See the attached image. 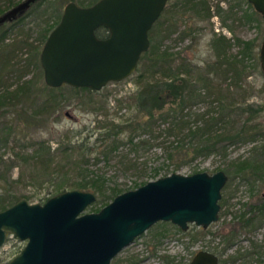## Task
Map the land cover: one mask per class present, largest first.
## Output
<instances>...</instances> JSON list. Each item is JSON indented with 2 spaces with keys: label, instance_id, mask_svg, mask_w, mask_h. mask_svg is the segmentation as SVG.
<instances>
[{
  "label": "trees",
  "instance_id": "obj_1",
  "mask_svg": "<svg viewBox=\"0 0 264 264\" xmlns=\"http://www.w3.org/2000/svg\"><path fill=\"white\" fill-rule=\"evenodd\" d=\"M20 1L7 0L4 4L0 1V14ZM48 1L38 0L17 19L0 24V210L21 198L43 203L51 195L72 189L95 192L96 199L91 208L98 210L125 192L107 168L114 167V171L122 173L134 172L133 175L138 173L136 176L147 174L150 157L145 160H139L137 156L130 158L131 151L154 156L155 149L162 151L161 156L169 162L165 165L167 170L170 165L173 167L164 174L166 176L199 157L227 156L230 144L264 137V131L254 122L260 109L252 103L244 105L245 98L241 99L243 101L236 99L230 90L241 86L240 78L248 69L247 61L251 60L250 65L260 69L254 41L238 39L240 49L235 60H231L227 57L230 39L214 33L211 45L216 60L203 65L197 61L193 63L180 51H170L168 47L150 41L149 49L140 57L138 68L127 77L135 84V89L129 95L125 93L117 98L116 104L110 108L108 97L103 93L106 86L93 91L89 87L77 88L68 84L56 88L46 83L43 86L38 84L39 77L34 71L42 67L40 51L63 13L57 7L53 23H49L47 11L53 5L47 4ZM95 1L85 4L92 5ZM171 7L161 13L164 16L169 14L166 18L170 25L190 12L187 15L189 24L195 16H210L206 0H174ZM31 11L40 17H48L37 31L38 43L31 41L32 28L24 29L23 20ZM13 30H17L20 36L9 42V33ZM98 31L102 37L108 34L104 28ZM152 32L153 29L149 36ZM228 79L226 89H222L218 80ZM120 82L109 83L118 85ZM81 94L88 97V105L92 104L95 95L105 97L92 106L96 117L93 126L90 130L86 126L54 130L63 100L70 101L71 96L78 98ZM124 108L127 111L121 114ZM42 129H48L56 136L45 138L37 133ZM252 151L263 157L264 142L253 145ZM149 168L153 178L164 169L162 166ZM15 170L16 176L13 175ZM199 171L192 167L190 173ZM233 172L247 178H262L264 163L258 165L251 158H238L231 161L229 173ZM146 182L135 181L126 190ZM18 185L33 189L50 187L44 195L30 191L17 194L15 187ZM236 217L240 228L253 229L257 219L264 218V207L251 216L244 212ZM232 231L221 235V240L226 241L225 247L233 243L235 233ZM206 233H210L209 229L199 227L192 236L197 238ZM236 250L229 258H221L220 264H235L238 258H242L240 250ZM165 260L169 262L167 257ZM0 264L4 263L0 261Z\"/></svg>",
  "mask_w": 264,
  "mask_h": 264
},
{
  "label": "water",
  "instance_id": "obj_2",
  "mask_svg": "<svg viewBox=\"0 0 264 264\" xmlns=\"http://www.w3.org/2000/svg\"><path fill=\"white\" fill-rule=\"evenodd\" d=\"M38 0H21L0 14V24L17 19ZM264 17V0H247ZM168 0H97L84 7L69 1L40 51L44 82L99 91L135 72L150 47L149 32ZM103 27L107 36L95 30ZM258 52L264 77V39ZM228 175L220 169L171 172L125 190L98 211L83 213L95 192L72 189L43 203L21 198L0 210V247L8 235L26 241L8 264H111L122 249L159 221L180 230L191 223L207 228L217 221L221 189ZM83 213V214H82ZM185 264H220L218 255L198 250Z\"/></svg>",
  "mask_w": 264,
  "mask_h": 264
},
{
  "label": "rangeland",
  "instance_id": "obj_3",
  "mask_svg": "<svg viewBox=\"0 0 264 264\" xmlns=\"http://www.w3.org/2000/svg\"><path fill=\"white\" fill-rule=\"evenodd\" d=\"M0 1H2V3L7 2V0ZM68 1L69 0H50L46 2L51 6L53 5V7L49 8L47 11L50 19L49 23H53V15L55 16L56 14L55 9L59 7L61 11H63ZM75 1L86 5L85 3L91 0ZM173 1L174 0H169L166 5L169 10L172 8L171 5ZM206 2L207 5H209L210 16H195L191 19L190 24L187 15L191 12L184 15L181 19H176V23H171V25L168 21L169 14L165 16L161 15L159 21L151 28L153 29V32L149 36L151 43L155 45L162 44L163 47H168L170 51H180L182 56L191 59L193 63L197 61L202 65L205 64V62H215L216 60L211 45L214 33L227 36L230 39L231 48L227 52L228 59L235 60L234 56L240 49V46L237 44L238 39L243 41H254L255 45H257L256 52H259L260 43L264 39V17L255 11L251 3L247 0H206ZM46 3L45 5H47ZM40 9H42V7ZM47 18V16L40 17L39 14L32 11L27 13L23 20V24L25 30L29 27L32 28L31 41L33 40L35 43H38L36 37L39 34L37 31L40 29V26L45 24L44 22ZM9 36V42H11L12 38L20 35H18L17 30H13L9 33ZM251 63V60L250 62L247 61L248 69L242 74L241 78L239 77L240 80L242 79L240 81L241 86L238 88L232 87L230 90L234 93L236 99L241 100L245 98L244 105L252 103L254 107L260 109L255 116L254 122L264 131V77L261 70L252 67V65H250ZM34 72L37 73L39 77L38 84L43 86L45 82L42 67L37 70L35 69ZM29 75L30 74L27 76ZM220 81V87L226 89L227 83L230 80H218V82ZM134 89L135 84L131 80L125 78L121 80L118 85L107 84L103 93H106L107 99L109 100L108 104L111 108V106L116 104L117 98L121 95H125V93H130ZM104 99L105 97L100 94L95 95L90 105L87 103L88 97L85 96V94H81V96L78 95V98L71 96L70 101L63 100L64 102L61 109L58 111L59 120L54 124V130L58 132L67 130L69 127L79 129L83 126H86L88 130H90L96 118L95 113L92 111V106L94 107V102H100ZM126 111L127 110L124 108L121 109L120 113L122 114ZM37 133L45 138L56 136L48 129H42ZM263 142L264 137L254 141L251 140L243 141L239 144H230L227 149V156L212 154L208 158L199 157L196 160L188 162L187 165L181 166L176 171L189 174L192 167H196L210 174L222 169L229 176L221 189L219 219L206 228L209 229L210 233L193 238L192 234L199 228L194 223H191L188 229L183 231L171 221H159L143 232V234L139 235L128 247L118 252L117 256L112 259L111 264H129L130 262L131 264H185L198 250L203 249L218 254L219 261L221 258H229L230 255L235 254L237 251L236 249H239L242 258H238L235 264H264V218L261 220L257 219L253 229L245 228L244 230L239 227L236 217L240 213H249L251 205L262 201L264 175L262 178L256 179V177H243L234 172L229 173L231 172V161L238 158H251V161L252 159L257 161L258 165L264 163V156L258 155V152L256 153L255 151L251 152L253 145H261ZM155 150H157L155 156L150 155V153L143 155V153L137 151H131L129 153L130 158L137 156L139 160H145L150 157L147 163V174L145 175L136 176L138 173L133 175L134 172L133 174H131V172L122 173L114 171V167L107 168L109 174L114 175L113 180H116L119 188L126 190L130 188L135 181L143 182L146 180H155L157 177L164 176L166 172H169L170 169L173 168L172 165H170V168L168 167L167 170L165 165L169 162L164 156H161L162 151L158 149ZM159 166H162L164 169L158 173L156 178H153L150 175L152 171L149 167L156 168ZM13 175H17L16 170ZM112 184L113 183L110 185ZM49 187V185H46L33 189L30 186L24 187L18 185L15 187V190L17 194L23 192L28 193L30 191L32 193L44 195ZM92 206L93 204L89 205L83 213L99 210H92ZM96 206L99 208L100 204L98 203ZM231 230L235 233L233 243L225 247L226 241L223 242L221 240V235ZM6 239L5 244L0 247V261L4 264L10 262L11 258L19 253L21 248L26 244V241H20L11 234L8 235ZM165 257L169 259V262L165 260ZM225 264L230 263L226 262Z\"/></svg>",
  "mask_w": 264,
  "mask_h": 264
},
{
  "label": "flooded vegetation",
  "instance_id": "obj_4",
  "mask_svg": "<svg viewBox=\"0 0 264 264\" xmlns=\"http://www.w3.org/2000/svg\"><path fill=\"white\" fill-rule=\"evenodd\" d=\"M73 2V1H72ZM76 4H77V2H76ZM80 6V5H79ZM85 6V5H84ZM84 6H82V7H84ZM13 7V6H12ZM101 28H103V27H98V28H96V30H95V32H96V34H97V36L98 37H100V38H103L101 35H100V33H99V29H101ZM106 37V36H105ZM229 177V176H228ZM261 207H264V191L262 192V201L261 202H259V203H254V205H251V207H250V212L248 213V212H246V214L248 215V216H251V215H253L254 214V212L256 211V210H258L259 208H261ZM239 215V214H238ZM166 222V221H165ZM156 224V223H155ZM153 226V225H152ZM209 227V226H208ZM207 227V228H208ZM150 228V227H149ZM180 229V228H179ZM204 229H206V228H204ZM183 231H185V230H183ZM132 243V242H131ZM206 250V249H205ZM218 255V254H217ZM218 257H219V255H218ZM221 262V261H220Z\"/></svg>",
  "mask_w": 264,
  "mask_h": 264
}]
</instances>
